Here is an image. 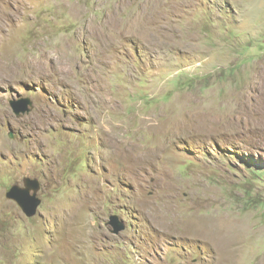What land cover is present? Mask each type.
<instances>
[{
	"label": "rangeland",
	"instance_id": "obj_1",
	"mask_svg": "<svg viewBox=\"0 0 264 264\" xmlns=\"http://www.w3.org/2000/svg\"><path fill=\"white\" fill-rule=\"evenodd\" d=\"M0 264H264V0H0Z\"/></svg>",
	"mask_w": 264,
	"mask_h": 264
},
{
	"label": "water",
	"instance_id": "obj_2",
	"mask_svg": "<svg viewBox=\"0 0 264 264\" xmlns=\"http://www.w3.org/2000/svg\"><path fill=\"white\" fill-rule=\"evenodd\" d=\"M29 105H31L29 101H19L11 103V107L17 118H21L24 115L30 113V110L28 108ZM14 137L15 136L13 135V131L11 130L9 132V138L13 139ZM25 186V189L20 187H13L7 194V198L14 200L21 211H23V213L27 217L33 218L42 203V200L38 197L41 189V184L37 180L28 179L25 181ZM111 222V225L113 227L112 233L114 235L118 236L123 231H125V225L118 217H113L111 219Z\"/></svg>",
	"mask_w": 264,
	"mask_h": 264
},
{
	"label": "bare ground",
	"instance_id": "obj_3",
	"mask_svg": "<svg viewBox=\"0 0 264 264\" xmlns=\"http://www.w3.org/2000/svg\"><path fill=\"white\" fill-rule=\"evenodd\" d=\"M211 109V108H210ZM197 111V110H196ZM198 114V113H196ZM192 116V114H191ZM194 116V115H193ZM198 117V116H196ZM195 117V118H196ZM188 118V117H187ZM216 119V118H215ZM215 119H210L209 116L205 117V116H202V115H199V118L197 120V122L195 123L194 126H192V128L190 126H186V127H183V132L185 130L186 133H193V132H197L198 134H203V135H207V133H212V131L214 130L213 133H218L219 131V119L215 120ZM188 120V119H187ZM223 120V119H222ZM190 121V120H189ZM188 122V121H187ZM190 123V122H189ZM188 123V124H189ZM221 123V122H219ZM193 124V123H192ZM191 125V124H189ZM223 125V123H222ZM221 125V126H222ZM226 126V125H225ZM224 128V127H223ZM221 129V128H220ZM221 132V131H220ZM212 133V134H213ZM241 235V233H240Z\"/></svg>",
	"mask_w": 264,
	"mask_h": 264
}]
</instances>
